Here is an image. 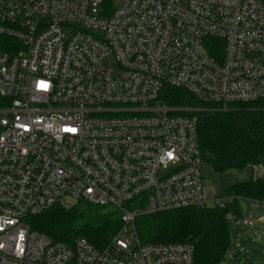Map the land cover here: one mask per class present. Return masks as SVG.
<instances>
[{"label":"built area","instance_id":"built-area-1","mask_svg":"<svg viewBox=\"0 0 264 264\" xmlns=\"http://www.w3.org/2000/svg\"><path fill=\"white\" fill-rule=\"evenodd\" d=\"M166 89L264 102V0H0V264H193L190 243L142 244L136 218L261 204L206 191L194 109ZM79 202L120 212L105 249L26 223Z\"/></svg>","mask_w":264,"mask_h":264},{"label":"trees","instance_id":"trees-1","mask_svg":"<svg viewBox=\"0 0 264 264\" xmlns=\"http://www.w3.org/2000/svg\"><path fill=\"white\" fill-rule=\"evenodd\" d=\"M214 43L222 45L221 41ZM208 51L215 59L220 55L216 47ZM162 100L171 107L194 109L188 115L198 120L201 160L214 172L251 170L255 166L264 170V102L233 104L221 111L218 105H204L184 91L170 89L163 91ZM224 195L264 203V181L251 177L233 184ZM230 211L237 217L241 215L237 203L225 210L187 208L139 216L135 228L142 244L190 243L193 264H221L229 246L225 216ZM26 223L54 242L71 245L76 239H85L99 250L105 249L122 227L121 214L116 209L84 202L67 211L51 209L27 218Z\"/></svg>","mask_w":264,"mask_h":264},{"label":"rangeland","instance_id":"rangeland-1","mask_svg":"<svg viewBox=\"0 0 264 264\" xmlns=\"http://www.w3.org/2000/svg\"><path fill=\"white\" fill-rule=\"evenodd\" d=\"M114 5L120 6L118 2ZM262 172L256 176L264 181L263 169ZM201 176L207 192L213 189L217 195H222L233 184L248 181L253 174L248 168L216 173L209 165L203 164ZM238 206L242 214L251 213L254 227L244 228L234 221L229 222V246L221 264H264V203L252 211L247 202L238 201ZM260 218L263 222L259 221Z\"/></svg>","mask_w":264,"mask_h":264}]
</instances>
